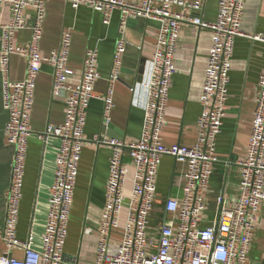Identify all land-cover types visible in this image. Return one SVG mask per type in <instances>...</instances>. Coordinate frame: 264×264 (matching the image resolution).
Returning <instances> with one entry per match:
<instances>
[{
    "label": "built area",
    "instance_id": "built-area-1",
    "mask_svg": "<svg viewBox=\"0 0 264 264\" xmlns=\"http://www.w3.org/2000/svg\"><path fill=\"white\" fill-rule=\"evenodd\" d=\"M76 9L91 7L108 23L114 9L121 23L144 18L158 21L154 49L147 80L142 125L137 140L126 142L96 136L94 141L110 147L104 204L96 228L90 225L84 234L96 231L98 240L91 264H249L256 214L264 201V59L257 81V94L251 131L240 167L236 196L226 204L216 198L211 224L202 226L209 186L216 156L217 137L221 131L228 98V81L234 40L253 38L264 44V36H252L241 29L245 0H218L213 22L201 19L203 0H67ZM9 10L8 20L0 25L1 105L7 114L4 125L6 142L13 150L9 185L6 190V215L0 225L4 251L0 264H77L64 259L70 209L84 141L86 110L97 98L103 102V118L109 121L113 107L114 84L125 53V42L118 38L112 55V67L104 94L94 92L100 78L98 52L87 49L79 80L70 82L73 70L68 66L71 33L64 30L59 46L41 54L39 44L45 16V0H0ZM33 8V23L28 24L25 9ZM179 8L174 11L173 7ZM206 28L211 42L207 53L199 95L202 106L196 120L192 144L161 142L166 104L175 72L174 56L182 23ZM31 29V42L16 43L14 34ZM26 59L25 77L9 79L12 55ZM43 64L52 67V95L61 96L64 118L58 125H48L45 134L55 136L58 148L55 172L48 196L46 221L39 248L32 235L17 237L19 205L22 197L30 115L34 103L37 75ZM124 155L130 163L124 161ZM163 155L183 163L182 191L179 197L158 198L156 177ZM129 191L126 194V184ZM125 206L123 223L121 211ZM119 231V238L113 236ZM19 250L21 256L12 252Z\"/></svg>",
    "mask_w": 264,
    "mask_h": 264
},
{
    "label": "crops",
    "instance_id": "crops-1",
    "mask_svg": "<svg viewBox=\"0 0 264 264\" xmlns=\"http://www.w3.org/2000/svg\"><path fill=\"white\" fill-rule=\"evenodd\" d=\"M135 1V0H127ZM218 0H203L201 19L213 22ZM174 11L179 8L174 6ZM28 24L33 23V8L25 9ZM9 10L0 4V25L9 18ZM158 21L133 18L120 21L118 9H114L108 23H103L100 12L81 4L72 8L67 0H45V16L42 23V37L39 44L41 54L59 46L64 30L71 33L68 66L73 70L70 82L75 83L83 69L87 49L98 52L97 71L100 78L94 84V92L102 95L108 86L112 67V55L118 38L125 42V53L119 75L114 84L113 107L109 121L103 118V102L90 100L86 110L84 141L78 164V173L70 209L68 236L64 246V259L77 264H91L98 240L94 230L84 234L85 226L96 228L104 204V189L108 175V161L111 149L94 141L103 125L110 124L111 134L121 141L137 140L141 131L142 112L145 100L144 84L148 77L150 60ZM241 29L252 36H264V0H245ZM31 29L26 28L14 34V41L27 45L31 42ZM210 31L206 28L183 22L174 56L175 72L166 104L165 124L161 130V142L189 145L196 137V120L202 106L199 101L207 53L210 46ZM264 59V44L253 38L237 37L234 40L229 81L228 98L221 131L217 137L216 156L209 186L206 190V209L201 225L211 224L216 211V198L223 195L226 204L233 202L238 188V163L244 158L251 131L257 94V81ZM143 69L141 81H136L137 69ZM27 61L19 55H12L9 62V79L20 81L25 77ZM64 118V103L52 95V67L43 64L37 75L34 89V103L30 115V136L24 167L22 197L19 205L17 237L25 240L32 235L34 247L39 248L46 221L48 196L55 172V157L58 140L46 135L48 125H58ZM7 114L1 105L0 76V225L6 215V190L9 185L13 150L6 142L4 125ZM124 161L130 158L124 155ZM183 163L169 155H163L157 170L156 188L158 198L179 197L183 180ZM129 182L126 184V194ZM125 206L121 211V224ZM113 236L119 238V231ZM4 242L0 238V255ZM21 256L19 250L12 252ZM249 264H264V201L256 214Z\"/></svg>",
    "mask_w": 264,
    "mask_h": 264
},
{
    "label": "water",
    "instance_id": "water-1",
    "mask_svg": "<svg viewBox=\"0 0 264 264\" xmlns=\"http://www.w3.org/2000/svg\"><path fill=\"white\" fill-rule=\"evenodd\" d=\"M143 73V69L140 67L137 69V75H136V81L140 82L141 81V75ZM112 130V127L110 124L103 125L101 129V133L105 134L107 137H117L121 138L120 134L117 131L118 136H114V134H111L110 131Z\"/></svg>",
    "mask_w": 264,
    "mask_h": 264
}]
</instances>
